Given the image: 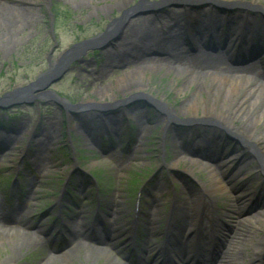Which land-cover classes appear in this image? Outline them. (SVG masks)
<instances>
[{
	"label": "rangeland",
	"instance_id": "obj_1",
	"mask_svg": "<svg viewBox=\"0 0 264 264\" xmlns=\"http://www.w3.org/2000/svg\"><path fill=\"white\" fill-rule=\"evenodd\" d=\"M138 1L0 0V5L7 8L6 14L10 18L8 20H1L0 18V96L3 92L15 86H22L31 81H35L42 72L46 71V68L48 69L49 63L54 62L55 59H58L64 53H68L70 56H67V58L70 57V60L66 62L67 65L64 69L67 72L52 86V90L59 97L71 100L76 105L114 103L122 99H130L133 95L147 93L157 100L166 101L168 107L170 106L171 110L173 109L178 118L192 117L200 119L216 117L217 115L211 113L204 115L201 109L198 110L196 115L191 111L187 114L184 113V109L195 101L193 100V93L197 86L201 88L202 82L199 81L198 85L195 83L184 88L185 82L191 78L188 74L187 76L182 75V73H185L182 70H178L176 73L172 70L166 71V68H156L154 71H144L143 76L140 77L138 72L133 71L136 61L130 60L128 63L117 64V67L110 73V76L96 75L102 65L101 62L107 57L104 51L111 49L110 44L113 41H109V39L103 40L100 45L92 42L88 44L89 47L82 43L99 37L100 34L106 31L109 24L121 19V13L124 11H121V9L132 7ZM230 1H241L249 4L258 2L264 7V0ZM120 2H126V7L119 9ZM18 9L20 10V17L16 14ZM168 9L173 10L175 7L174 5H170L162 10L168 13L171 11ZM237 14L244 16V13L241 12H237ZM166 15L164 13V18L162 19L158 18L155 20L156 18H153L151 23L158 24L159 21H167ZM259 16L257 14L255 20H259ZM246 18L250 22L252 16L249 14ZM130 20L128 19L121 23V28L116 35H124ZM168 21L165 23L170 26L171 20L170 22ZM126 24V28L123 29V26ZM132 34V32L128 33V35ZM128 35L125 36L128 37ZM153 35L158 39L161 37V33L154 32ZM77 44H79L78 47L81 52L79 55L73 56L74 52L72 48L77 46ZM85 48H91V50L83 51ZM160 48L163 49L162 47ZM183 49L182 53L186 55L197 56L200 54L198 51L187 52L185 47ZM150 55L153 56L149 57H155L157 60L160 58L154 54ZM223 59L227 61L226 58ZM202 61L198 57H190L188 64L191 66L196 64L197 66V64L201 63L202 67H206L205 65L213 66V68L209 67L210 70H215L218 67H228L225 62H220V59ZM123 76H126V83L124 84L122 81L119 83V86H121L118 87V78ZM199 78H203L205 84L209 85V76H199ZM250 83L254 85V83ZM106 87L107 89L104 91ZM180 88H183L184 91H179ZM102 91L104 92L101 93ZM208 96L206 91L201 90L196 101L200 104L207 102L208 106L217 104V107H215L217 111H220V104L228 107L229 100L222 102L221 98L218 99L214 94ZM231 101L233 102V100ZM2 105L3 107H0V123H4L0 134L7 133L8 136L14 138V135L11 134L18 133L17 126L21 125L22 127L14 142L15 145L0 157V200L8 207L13 204L25 205V211L30 214L31 220L33 222L40 221L41 226L38 229L40 234L37 230L34 232L38 236V240L34 244L31 243L28 247H26L22 237H13L14 234L0 235V264H44L49 254V246L62 249L68 242L69 244L71 243L73 249H77L74 251L68 264L91 263L95 253L92 254L91 248L87 246L88 254L85 255V252L81 248L83 246L86 247V245L80 237L74 239L68 235V239L63 245H61V242L59 243L61 241V235H58V233H65L66 230L57 225L60 221L56 215L58 209L70 216L65 217L66 219L70 218L67 221H71V225L74 222L80 224L85 223L86 229L82 232V237L84 238L86 234L89 235L87 224L91 222L94 207L96 206L95 199L104 201V203L106 202V207H104L105 211L102 213V216L108 213L110 215L112 213L118 215L119 219L117 223L115 221L116 228L124 229L128 227V222L132 218L135 204L140 207V213L151 209H159L161 218L164 219L168 204L170 200L175 199V196L180 199L177 201L183 202V206L185 207L196 206L200 203L202 197L200 192L193 188L194 195L190 196L185 189H180L184 185L175 177L174 171L178 174L183 171H188L190 174L193 173L194 177L209 189L208 184L211 180L210 171H198L196 169L197 166H193L189 158L185 157L188 152L187 150H178L179 153L177 154L173 150L172 144L163 145L165 151L162 150L161 142H165V140L159 136L160 132L158 134V130L161 128L162 135V127L165 120L164 115H160L161 118H157V116L148 114L146 117L149 119L141 116L139 112L128 113L126 117L119 115L117 117L121 120L118 119L119 121L117 122H111V126L115 128L116 125H120L118 128V130L121 129L120 133L102 134L101 136H99L100 134H96L93 137H89L88 132L84 129L86 128L84 126L86 124L84 122L81 123L83 125V128H81L82 125L79 121H82L84 115H91L94 112L97 114L94 108H88L83 114L78 115V118L76 114L73 115L71 113V109L60 98L58 100L35 98L22 100L13 106ZM248 107L249 104H246L244 111L239 114V110L236 112L234 109L237 117L234 120L231 118L233 124L229 126L236 128V130H243L245 128L250 129V131H253L255 128L260 131L264 130V124L262 122L258 124L257 121L259 114L250 113ZM226 110H224L225 116H230L231 112L227 113ZM180 111L182 112L181 114L179 113ZM88 119L90 120L91 118ZM133 119H135V123ZM138 120H141V125H146V130H141L136 127ZM127 121H131L130 128L129 125L126 126ZM65 123L67 125V131L74 134L72 142H68L66 138H61ZM86 126L89 128L88 125ZM89 129L97 132L96 125L91 124ZM128 129L133 133L130 139V146L134 144V151L129 154L125 152L113 153L111 150L107 152L106 149L102 148L105 145L104 140H106L107 136H114V144H118L119 139H117V136ZM9 131L13 133H8ZM240 138L244 140L242 136ZM187 140H184V142L187 143ZM170 141H172V138H170ZM194 141L198 140L193 138L189 139L190 143ZM97 142L102 147L99 148L96 144ZM190 143H187V145L189 146ZM86 147H88L91 153L85 156L82 150H86ZM258 147L263 149L264 142L260 141ZM6 148H8L7 143L4 139H0V151L3 152ZM75 149H81V151L75 153ZM76 155L79 157V163L82 165L80 170V173H82L81 176L89 184L87 185L84 180L70 184L69 193L65 194L68 197H66L64 203L68 206V209H57L56 207L49 206L55 196L54 194L58 190H61V187L66 183L65 179L68 172L74 170L75 162L73 158ZM253 162L257 161L254 158H250L249 165H244L243 163L240 168L234 169V171L236 173L240 172L241 174L245 173V178L238 180L237 186L252 190L250 186L252 184L256 185L255 193H257L258 198L254 205L259 207V203L264 204V186H259L253 181L254 171L259 166ZM119 163L120 165L118 166ZM237 164L239 163L237 162ZM161 165L163 166L159 169ZM92 166H95V169H91ZM212 169L217 174L221 173L216 166ZM230 170H223L225 177L223 174L222 176L225 179V183L229 182L226 175H228ZM87 171L93 172L99 177L97 183L90 177L87 178L85 176ZM248 171L249 173L247 174ZM251 173L253 174L251 175ZM72 175L74 176V174ZM181 175L183 176V174ZM78 176V178L81 177L80 175ZM172 178H175L177 182H172ZM11 180L15 181L8 190V185ZM30 183H32L31 186ZM233 183L227 185L229 189H231ZM141 185L148 190V194L141 191L139 196L136 197V192ZM171 188L178 190L175 196L172 195ZM243 191L246 192V190ZM228 193L229 195H227V192L216 194L215 204L217 208H228L231 200L230 191ZM88 196L89 198H87ZM182 197L186 199H181ZM136 199L138 200L137 202ZM241 199L242 201L244 200V198ZM235 205L238 206V204ZM237 210L233 207L228 209V211L232 212L228 214V221L233 227V232L236 231V235L233 236L235 238H239V235L244 234L247 229L242 224L237 226L236 222L239 218ZM217 213L220 215V210ZM75 214L78 216L77 218L81 217L83 222H78ZM110 215L105 216L109 219L108 222L112 221ZM54 219H56V223L53 222ZM137 219L141 220L140 215ZM252 226V228L257 229V239L255 238L254 241L249 239V244L247 242V245H237L235 255L231 256L232 259L235 256L237 259V255L241 254L243 257L245 256L244 263L246 264L254 260V257L251 255L253 251L251 250L250 242L258 241L257 244H261L260 247L262 246L264 224H253ZM101 228L105 230L106 226L102 224ZM74 229L81 231L82 227H75ZM139 230L141 231V223ZM115 231L114 233L111 232V236H109V239L113 241L112 243H125L126 238L121 233H118V231ZM43 233H47V237L52 235L57 238L58 242L54 243L56 245H50L45 240L46 236L41 235ZM115 235H117V239L114 238ZM148 235L147 233V237L145 236L141 239L143 241L148 240ZM14 242H16V245H14ZM77 243L81 244V246H77ZM123 253L126 255V252L123 251ZM229 254L231 255V252ZM100 257L99 259H101ZM114 260L117 262L120 261V259L117 260L115 258ZM234 263L236 264V262Z\"/></svg>",
	"mask_w": 264,
	"mask_h": 264
},
{
	"label": "bare ground",
	"instance_id": "obj_2",
	"mask_svg": "<svg viewBox=\"0 0 264 264\" xmlns=\"http://www.w3.org/2000/svg\"><path fill=\"white\" fill-rule=\"evenodd\" d=\"M20 1V0H19ZM146 0H140L137 4L133 5L132 7H126V2H120V7L124 8L121 9L124 10L121 13V19L122 21L128 20V18L130 16H133V19L130 21V23L128 24L127 28H128V32H132V35H128V40L125 42L126 44H129L131 47L127 48L124 47V43H115V50L114 51H108L107 55H111L113 56L114 60H119L120 62H124V60L126 59H136V57H141L140 59H138L139 64L137 65V67L133 70L136 71L140 74V77L143 76V72L148 70V71H154L156 68H166V71H177L178 70H182L183 72H186V74L190 75V80H187L184 84V88H187V86L189 85H193L195 83H197L196 85L199 84V81H201V88H199L198 86L196 87V90L193 93L194 99L193 100H198L197 96L199 95V92L202 91H206L207 94L210 96L211 94H214L219 98H221L222 102L225 100H229V104L228 107H225L223 105L220 104L219 108L220 111H217V109L215 110V107H217V104H212L210 106H208L207 102H203V103H199L198 101H194L193 104L190 103L189 106H187L184 109V113L187 114L188 112H192L194 115H196L198 113V110L201 109L203 114H216L220 116L221 120H225L226 123H232V121L234 120L235 117H237L236 113H234L235 111L237 112V110H239L238 114L244 111L245 105L249 104V112L250 113H256L257 116V121L258 124H260V122H262V124H264V83L263 84H251L250 82L252 81L249 78V75H247L246 73H254V71L256 70L257 66L251 64L250 62H246V65L244 64H230V66H232L231 68L227 67L225 69H222L221 72L219 73H214V72H209L210 74H202L201 70L196 68V64L194 66H191L188 64V59L190 58V56L182 53V49L181 47H176V42L170 40L169 42H166L165 44H162V41H165L166 38L168 37V34L170 32H174V33H181L185 30V25L189 24L191 22V24L196 23L197 25H199L198 27L195 28V32L196 34H198V36L200 35L201 38H205L206 36L209 35L210 30H214L215 29V25H218L220 23H225L227 24H233L234 27H232V31H238L240 29V27H244V28H248L251 24L250 22L248 23L247 21L244 22L242 18H240L238 15L237 16H233V17H229L228 15L220 12V10L218 9H214L216 11L211 10L210 13H208L207 11H204L202 13V15H199V13H193V12H189V11H178V12H173V17H171L170 19H174V29L172 31H169L170 29H168V31H166L165 36H161L160 39L154 37L153 33H154V27H151L152 25L150 24L152 21H150V18H142L141 14H143L144 12H148L154 9H158L163 5L170 6L173 4L172 0H165L166 2L163 3H157V4H152V3H145ZM256 1V0H254ZM207 6L209 5V7H211V5L213 6L212 2H204ZM233 3V2H230ZM183 2H181V6L183 8L189 7L188 5H182ZM217 7V6H214ZM7 8L2 7L0 5V18L1 20H8L10 18L7 17ZM209 9V8H208ZM170 10V9H169ZM19 9L16 11V14L20 17L19 14ZM172 12L168 13L169 15H172ZM15 15V14H14ZM16 15V17H17ZM157 16V15H156ZM162 16V15H160ZM164 16H162L163 18ZM172 23V22H171ZM121 26V23L119 22H114L111 23V25L108 26L107 30L99 37L97 38V42L103 41V40H107V39H113V37L117 34V32L119 31V28ZM157 26V25H156ZM163 25L160 27L162 28ZM159 28L155 27V31H157ZM166 37V38H165ZM161 40V42H159ZM164 45V48L161 49L158 52H164V55L160 58V64L161 65H155L153 63V65H149L151 63L150 60L148 59V57H144V55L148 54H152V51H156L154 48L156 47H161ZM80 48L77 46L75 47V49H73L74 55H78L80 50ZM116 51V53H115ZM116 55L119 56V58H117ZM207 55V54H205ZM151 58V57H150ZM217 57H213L211 55H208L206 57H204L203 60H211V59H215ZM182 63L185 66H180L177 67L174 64L176 63ZM54 65V63L52 64ZM181 65V64H180ZM110 64L107 62V64L104 66V68L102 69V71H106V67H109ZM185 69H194L193 70H185ZM246 72V73H244ZM135 73V72H134ZM184 74V73H182ZM240 74V75H239ZM244 74V75H243ZM127 76V75H126ZM126 76L122 77L119 79V82L117 83V86H119V83L123 81V83H126ZM199 76H209V80L210 83L209 85H206L205 82L203 81V78H199ZM243 76H247V77H243ZM200 80H199V79ZM42 82V81H41ZM203 85V86H202ZM107 87L105 88L104 91H106ZM104 91H102L101 93H103ZM179 91L183 92L184 89L180 88ZM208 96V97H209ZM233 100V102L231 101ZM161 105H163L165 107V112L167 113L168 117V121H171L172 117L177 116L173 109H169L167 106V103H160ZM170 107V106H169ZM227 109V110H226ZM235 109V111H234ZM224 110L227 111V113H230V116H225L226 114L224 113ZM180 114L182 113L181 111L179 112ZM231 118L233 120H231ZM168 124V123H167ZM21 125H19L18 127V133H20L21 131ZM108 127V125L106 126ZM138 129L144 130L145 126L138 124ZM115 130H113L114 132ZM165 131L167 133L168 128H165ZM210 134L212 132H209ZM203 134L202 137V141H194L189 145V149L187 150H193L194 153L196 151H202V150H211V148H214L216 150L220 149V145L218 142H216L213 137L209 134ZM238 134L243 135L244 137H249V141L252 143L251 145L255 148H257V144L261 141L264 142V130H257L256 128L254 129V133H252L250 131V129H245L242 131H239ZM175 135V133H174ZM180 134H177V137ZM4 137V136H3ZM183 137V136H182ZM196 138H199V136L196 135ZM5 140L8 142H12L13 139L10 136H6ZM11 144V143H8ZM172 147L174 150H178L180 148V144H178L177 142H173L172 143ZM247 149H250L247 148ZM262 151L264 152V148L262 149ZM214 158V156H213ZM235 158H238L237 156H235ZM198 159L195 158H190L189 161L190 163L193 164V166H198L200 169L201 167L204 168L203 164H198L197 161ZM249 164V163H248ZM201 167H200V166ZM215 176V175H214ZM214 180L212 181L210 187L212 192L215 194L218 190H220L221 188L223 190H225V188L221 185L218 184V182L220 183V180H218V178L214 177ZM16 205V204H15ZM15 205L13 204L7 211L5 210V208L3 207V203L2 201H0V220H8V221H13L16 223H19L20 220L28 215H21L23 211H20L22 209V206L20 207V205H16L17 207H15ZM146 215V214H145ZM181 218L180 220H183L184 223H188V221L190 220L187 217L186 213H182L180 214ZM5 217H11V218H5ZM174 217H176V214H174ZM144 220H150V223L148 222V224H145L146 227H150L151 225H154L158 219L159 216L157 214V209L152 210L150 213H148L147 216H143ZM204 220L202 217L198 218V222ZM153 222V223H151ZM172 222V219H170L167 222L166 228L170 227V223ZM237 226L239 225H249V229H251L254 225H260V224H264V211L262 213H256L255 215H253L252 217H243V215H240V220L236 222ZM74 227L76 225V223L74 222ZM78 224V223H77ZM2 228V227H0ZM204 228V226L202 224H198L196 227V232H200L202 231V229ZM6 229H0V235L7 233L5 231ZM9 233V232H8ZM14 233V232H13ZM236 234V231L233 232V235ZM16 235V236H15ZM15 237H22V239L25 241V245L26 247H28L31 243H35V241H37L38 239H36V237L34 238V234L33 233H21V234H15ZM242 239L240 241L241 244H246L247 241L249 240V233L247 234H241ZM234 243L228 246L231 248L230 252L232 251V247H234L236 245V239H234ZM253 241L255 239H252ZM249 242V241H248ZM23 243V244H24ZM19 244V243H18ZM14 245H16V242L14 243ZM86 245V244H85ZM252 246L256 247L257 244L253 243L251 244ZM20 246V245H19ZM77 246H81V244L77 243ZM81 248V247H80ZM83 250V252H85V255L88 254V248L87 245L86 247L83 246V248H81ZM77 249H70L69 251H65L63 254H61L60 256H55L54 254H49L48 258L44 261V264H59V263H63V264H68L74 251H76ZM92 254L95 253V256L93 257V260L91 261V263L89 262L88 264H99V261L97 260L98 256L101 255L102 257H105L107 260L110 261V255L109 253L105 250V249H101V248H95L92 247L91 248ZM167 258V256H166ZM168 258H171V256H169ZM112 259V258H111ZM226 264H231V262H229L228 260V255H225V260ZM223 263V262H222ZM116 264V263H114Z\"/></svg>",
	"mask_w": 264,
	"mask_h": 264
},
{
	"label": "water",
	"instance_id": "obj_3",
	"mask_svg": "<svg viewBox=\"0 0 264 264\" xmlns=\"http://www.w3.org/2000/svg\"><path fill=\"white\" fill-rule=\"evenodd\" d=\"M82 44H86V46H88V44L90 43L88 41H85ZM78 45L79 44H77V46ZM75 47H73L72 50L75 49ZM87 49L89 48H85V50ZM67 56H70V54L64 53V55L59 57L56 63L54 65H51L49 67V70L45 72L44 75L41 76V78H38L36 81L30 83L29 85L25 87L15 88L12 91L4 94L0 98V103H1L0 106L2 105L3 101H13V100H16L15 98H23V97L25 98L26 96H29L31 93H34V92H37V94L40 96H42L43 94L44 95L50 94L52 97H54V94L50 91L43 93L44 92L43 89L48 87L51 83L58 81L59 78L62 76V74L64 73V70L60 68L62 66V63L66 62L70 58V57L67 58Z\"/></svg>",
	"mask_w": 264,
	"mask_h": 264
}]
</instances>
